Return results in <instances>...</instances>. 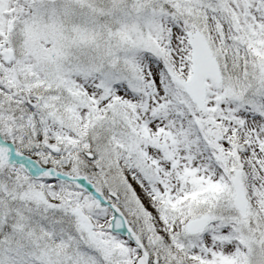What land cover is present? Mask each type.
Wrapping results in <instances>:
<instances>
[{"label": "snow or ice", "instance_id": "1", "mask_svg": "<svg viewBox=\"0 0 264 264\" xmlns=\"http://www.w3.org/2000/svg\"><path fill=\"white\" fill-rule=\"evenodd\" d=\"M0 264H264V0H0Z\"/></svg>", "mask_w": 264, "mask_h": 264}]
</instances>
